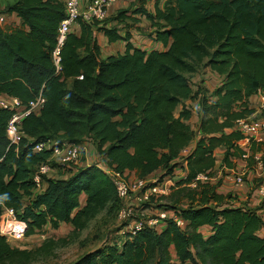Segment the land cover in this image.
Instances as JSON below:
<instances>
[{
    "label": "trees",
    "instance_id": "trees-1",
    "mask_svg": "<svg viewBox=\"0 0 264 264\" xmlns=\"http://www.w3.org/2000/svg\"><path fill=\"white\" fill-rule=\"evenodd\" d=\"M145 2L130 13L117 10L108 21L80 19L61 47L60 70L52 52L65 18L64 1L14 0L7 6L22 22L0 26V94L24 104L42 94L45 103L40 114L24 119L28 136L19 144H11L6 134L12 111L0 108V218L5 208L14 209L27 224L26 235H32L47 225L71 223L82 229L103 211L116 217L123 203L99 162L139 179L158 171L173 175L177 159L195 140L182 162L186 177L174 180L166 196L167 207L179 210L186 226L168 221L161 232L145 227L135 234L120 227L121 239L89 250L72 264H177L173 249L182 263L264 264L262 215L224 206L230 196L217 192L219 183L198 178L211 176L218 148L227 167L235 166L234 158L248 159L250 167L257 155L264 160V140L236 127L254 112L250 96H264V0H163L162 5L156 0L154 12ZM137 17L151 21V36L165 49L132 43L131 22ZM98 31L109 42L125 40V51L103 57ZM203 63L225 78L214 98L202 99L197 137L187 123L191 110L184 107L179 115L176 110L192 96L188 75ZM84 137L93 139L98 158L69 166L67 177L44 175L46 187L37 190L34 174L53 151L35 152V144L56 138L79 144ZM204 225L212 228L207 237L199 230ZM30 256L0 233V264Z\"/></svg>",
    "mask_w": 264,
    "mask_h": 264
},
{
    "label": "built area",
    "instance_id": "built-area-1",
    "mask_svg": "<svg viewBox=\"0 0 264 264\" xmlns=\"http://www.w3.org/2000/svg\"><path fill=\"white\" fill-rule=\"evenodd\" d=\"M121 1L122 0H64L65 18L60 24L58 43L52 52V58L57 70L61 69V47L67 34L79 27L78 21L80 19L86 22L104 21L110 15L114 14L113 12L119 10ZM7 20L8 14L0 6V26L6 23ZM44 103L45 98L42 94H39L27 104L22 103L17 97L0 94V108H6L12 111V116L6 128L7 138L11 144H19L28 136L24 129L23 121L31 113L40 114ZM236 127L247 137H251L256 141L264 140V118L259 120H250L249 118L240 119L236 122ZM50 142L51 140L38 142L35 144L33 150L35 152H41L46 149H52L53 153L60 155L65 161L70 163L69 166L79 164L82 161V147L80 144L62 142L51 145ZM256 159L257 161L262 160L260 155H257ZM99 166L111 176L118 188L123 205L117 217L123 233L129 231L135 234L145 227L157 231L162 221H174L181 228L186 226L187 221L182 217L181 212L175 208H161L155 214L145 215L141 219L134 218L133 206L153 205L157 203L160 198L170 194L174 186V179L170 175L157 178L132 179L126 172H119L100 162ZM50 170L51 167L48 162L41 164L36 170L34 179L37 190L42 189L43 176L48 174ZM202 177L203 175H199L198 178ZM234 181L237 184L245 183L244 175H235ZM255 192L259 197L264 199V179L258 183ZM262 219L264 220V216H262ZM26 230V222L18 218L14 209L5 208L3 210L0 218V233L4 235L11 244L21 241L26 235ZM39 236L45 238L43 234H39ZM177 264L186 263L177 262Z\"/></svg>",
    "mask_w": 264,
    "mask_h": 264
},
{
    "label": "crops",
    "instance_id": "crops-1",
    "mask_svg": "<svg viewBox=\"0 0 264 264\" xmlns=\"http://www.w3.org/2000/svg\"><path fill=\"white\" fill-rule=\"evenodd\" d=\"M14 0H0V6L4 9V11L8 14V20L6 23L1 25L2 28H14L18 24H21L22 20L18 15L14 12H8L7 6L10 5ZM64 1V0H60ZM154 2V0H146L145 7L148 8V11L150 12L155 9L152 8L150 2ZM156 4V0H155ZM163 4V0L161 2V5ZM127 6L126 1H121L120 7L124 8ZM152 8V10L150 9ZM138 19L135 22H131L133 25L132 31V43L139 48H143L146 50H152V49H159L163 50L165 49L164 45L160 41H156L151 35L150 32L153 31V27L151 24V21H149L147 18L137 17ZM79 28V27H77ZM100 31L96 32V37L100 38L101 36ZM124 33V31H123ZM103 34V33H102ZM104 35V34H103ZM105 36V35H104ZM103 36V37H104ZM106 37V36H105ZM107 38V37H106ZM108 40V38H107ZM101 45L100 41H98ZM109 42V41H108ZM112 47L113 46H121L123 48V52L126 48V41L125 40H119L116 42H110ZM102 48V47H101ZM110 54H114V52H111ZM103 56V55H102ZM107 56V55H106ZM105 56V57H106ZM199 72V70H198ZM194 76L193 83H191L192 86V96L185 100L182 104H180L176 110V115H179L180 111L185 107L192 112V117L187 120V123L191 125V127L196 131L197 137L200 136L201 132L199 129L200 125V119H201V111H202V99L205 96L213 97L214 90L220 86L224 81V76L220 75L219 73L213 71L210 67H205L204 69ZM195 74V73H194ZM250 106L254 109V112L249 117L250 120H259L264 118L263 109H264V97L261 93H255L250 96L249 98ZM259 116H261L259 118ZM243 146H246L247 140H243L241 142ZM195 146V140L191 143L189 147L183 150L181 157L178 160L180 163L178 166L175 167L173 175H170L174 180H179L181 178L186 177L187 170L185 167H183L182 162L183 158L189 154ZM224 156V150L222 148H218L216 151V157H217V163L216 166L212 169L211 176H205L204 174L202 178H200L202 181L210 180L213 183H219L217 187V192L225 195L230 196V198H226L224 202V206H230V207H248L252 209H256L258 213L262 216H264V199L262 197H259L256 192L255 188L258 185L259 182H261L264 179V161L258 160L256 164H254L253 167H250L249 160L246 158H234L235 166L234 167H227L225 165H222V159ZM97 153L92 152L87 155L86 158V164L93 163L95 159H97ZM157 174H163L161 171H158ZM237 174H243L245 178V183L243 184H237L234 181V176ZM47 177L51 178H59V177H67L68 173L65 175H59L56 176L50 175V172L46 174ZM130 178H138L135 173H129ZM46 187L45 181L42 183V189ZM86 201V194L81 195V205L83 206ZM150 205L146 208L147 211H149L148 215L155 214L157 211L161 208H168L164 206H158L159 204H156V206ZM166 221H162L157 231L161 232L165 229L167 226ZM48 226V225H47ZM199 230L203 233L204 237H207L211 234L212 228L209 225H204L199 228ZM174 259L177 262H180L177 259V256L175 254L174 249L172 250ZM186 264H192L191 262H187Z\"/></svg>",
    "mask_w": 264,
    "mask_h": 264
},
{
    "label": "rangeland",
    "instance_id": "rangeland-1",
    "mask_svg": "<svg viewBox=\"0 0 264 264\" xmlns=\"http://www.w3.org/2000/svg\"><path fill=\"white\" fill-rule=\"evenodd\" d=\"M126 2L127 6L124 8L119 7V9L128 10V13H130L136 5H140L141 0H126ZM150 3L153 6L152 8H155V0ZM144 4L146 5V2ZM152 8L150 9L152 10ZM154 11L155 9L153 12ZM108 18H106V21L109 20ZM142 18L146 19V17ZM19 25L21 24H18L17 26ZM151 33L152 32H150V35ZM103 36L104 35L101 33L100 38H97L101 43L103 57L109 55L111 52H114V54L123 53V48H121L120 45L112 47L107 38ZM203 69L204 63L199 66L198 70L201 72ZM196 74L197 73H192L188 75L191 83H193V78ZM260 117L261 116H259V118ZM62 141L68 142L63 138H56L51 140L50 144L54 145L55 143H60ZM79 144L82 147V161L87 158L89 153L96 151V144L90 137H84ZM48 163L51 167L50 175H65L69 170L70 163L65 161L58 154L53 153ZM151 177H162V174H156ZM156 204H159L158 206L167 207L169 203L165 196L160 198L154 206H156ZM148 206L150 205L146 204L139 207L133 206L134 218L141 219L145 215H148L149 211L146 210ZM120 227L118 217L109 216L105 211L90 219L87 225L82 229H76L71 223H64L58 228H53L48 225L40 232L36 233V235H25L21 241H18L15 244L12 243L13 246L30 251V258L7 260L3 264H72L89 250L108 241L121 239L122 234L119 232ZM39 234L45 235V238L39 236Z\"/></svg>",
    "mask_w": 264,
    "mask_h": 264
}]
</instances>
